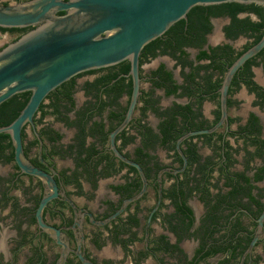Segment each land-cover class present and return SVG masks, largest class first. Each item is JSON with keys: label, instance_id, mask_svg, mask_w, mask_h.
<instances>
[{"label": "flooded vegetation", "instance_id": "flooded-vegetation-1", "mask_svg": "<svg viewBox=\"0 0 264 264\" xmlns=\"http://www.w3.org/2000/svg\"><path fill=\"white\" fill-rule=\"evenodd\" d=\"M201 7L139 56L138 101L115 136L119 152L146 176L138 199L125 204L143 181L116 155L111 138L132 98L129 59L73 76L24 126L25 157L59 186L44 220L69 244L65 264H83L75 254L80 241L97 264H264V227L249 251L264 211V47L232 76L227 120L180 143L186 166L177 147L181 137L220 121L226 76L264 35V6L234 1ZM35 27H0V50ZM22 93L30 98L31 91ZM46 193L41 179L16 164L11 137L0 138V264L58 262L62 246L36 219Z\"/></svg>", "mask_w": 264, "mask_h": 264}, {"label": "water", "instance_id": "water-1", "mask_svg": "<svg viewBox=\"0 0 264 264\" xmlns=\"http://www.w3.org/2000/svg\"><path fill=\"white\" fill-rule=\"evenodd\" d=\"M234 1L264 6V0H27L0 5V27L25 28L37 25L0 50V104L17 93L31 91L25 107L11 123L0 127V133L10 135L15 148V161L21 171L38 177L46 186L47 193L37 207L36 219L39 227L62 246L56 264H65L70 247L62 240L61 229L44 220V210L50 201L59 197V186L53 175L35 166L25 157L22 140L24 126L27 123L33 124L44 98L73 76L129 59L133 75L132 98L125 120L112 133L111 138L116 155L135 166L143 181L142 190L127 199L125 204L138 199L146 189V176L139 163L119 152L115 145V136L129 123L138 101L141 51L146 44L162 36L174 23L186 18L195 6ZM60 12L65 14H58ZM263 47L264 35L230 68L223 87L222 117L217 125L192 131L178 140L177 147L184 158V166L187 165V158L180 149V143L187 136L213 132L227 120V90L231 78L240 65ZM65 199L75 207L68 197ZM120 212L121 209L113 217ZM87 214L92 217L90 212ZM105 222L106 220L97 223ZM263 227L264 211L258 219V234L252 240L249 251L256 244ZM75 254L83 264H97L81 251V241Z\"/></svg>", "mask_w": 264, "mask_h": 264}, {"label": "trees", "instance_id": "trees-1", "mask_svg": "<svg viewBox=\"0 0 264 264\" xmlns=\"http://www.w3.org/2000/svg\"><path fill=\"white\" fill-rule=\"evenodd\" d=\"M235 9H241L242 7L240 6V4H236L235 5ZM260 7L257 5L256 9ZM201 5H197L194 8H192L191 11L196 12L200 11V13H202L201 11ZM261 8V7H260ZM184 19L179 20V22H183ZM12 30L14 31L15 29L12 28ZM157 42L154 41V43ZM154 43H150V45L154 44ZM149 46V44H148ZM29 94L30 93H22L21 95H16L13 98H11L10 100L4 102L3 104L0 105V127L4 126V125H8L9 123H11L20 113V111L22 110V108L25 106L26 102L28 101L29 98ZM22 96V97H19ZM173 128L175 127V125H172ZM0 138H2V140L8 139L10 138V135L8 133H0ZM5 147V146H3ZM189 153L191 154L192 158L191 161L193 159V161L196 159L197 157V153L196 150H191L189 151ZM230 157V155H229ZM240 188V187H239ZM239 188L235 189V192H237L239 190Z\"/></svg>", "mask_w": 264, "mask_h": 264}, {"label": "rangeland", "instance_id": "rangeland-1", "mask_svg": "<svg viewBox=\"0 0 264 264\" xmlns=\"http://www.w3.org/2000/svg\"><path fill=\"white\" fill-rule=\"evenodd\" d=\"M9 40V39H8ZM5 42V41H4Z\"/></svg>", "mask_w": 264, "mask_h": 264}]
</instances>
